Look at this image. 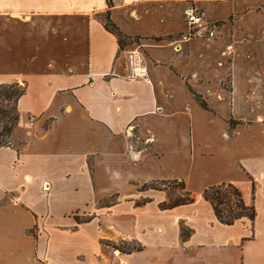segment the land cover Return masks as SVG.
Segmentation results:
<instances>
[{
    "label": "crops",
    "instance_id": "obj_1",
    "mask_svg": "<svg viewBox=\"0 0 264 264\" xmlns=\"http://www.w3.org/2000/svg\"><path fill=\"white\" fill-rule=\"evenodd\" d=\"M188 2L213 37H183ZM138 45L145 77L127 58ZM12 82L24 89L18 142L0 146V264H264V0H0ZM154 179L194 200L160 207L166 190L140 188ZM221 182L253 221H218L201 192Z\"/></svg>",
    "mask_w": 264,
    "mask_h": 264
},
{
    "label": "trees",
    "instance_id": "obj_2",
    "mask_svg": "<svg viewBox=\"0 0 264 264\" xmlns=\"http://www.w3.org/2000/svg\"><path fill=\"white\" fill-rule=\"evenodd\" d=\"M108 6L111 5V0H107ZM104 26L107 30L114 33L120 46L123 42H126L127 37L122 34L118 27L109 19L108 11L105 14ZM24 87L19 85L17 82L12 83H0V146L10 145L8 140L12 130L17 125L18 122V111L16 108V101L18 97L22 94ZM191 89V88H190ZM192 90V89H191ZM196 100L202 106H206V103L201 98L199 94L192 90ZM14 101L13 108L6 107L3 105V101L9 103ZM230 123H234L233 120ZM171 185H178L183 191V194L176 195L169 191ZM141 189L145 188H155L162 189L168 192V197L166 200L160 202V207L170 208L179 204H185L192 202L194 200V194L185 188V184L181 180L176 179H154L144 182ZM201 196L209 201L212 206L213 212L221 223L232 224L236 219L247 217L250 221H253L255 216V209L253 204H246L242 198L240 190L230 182H221L218 184H211L203 188ZM145 199L136 201V203H143ZM76 220L80 219L76 216ZM190 234V229L184 225L180 226V238L185 239ZM105 245L118 249L120 252H133L138 251L142 248V245L137 242L134 247L123 248L120 243L103 240ZM124 242V241H121Z\"/></svg>",
    "mask_w": 264,
    "mask_h": 264
},
{
    "label": "built area",
    "instance_id": "obj_3",
    "mask_svg": "<svg viewBox=\"0 0 264 264\" xmlns=\"http://www.w3.org/2000/svg\"><path fill=\"white\" fill-rule=\"evenodd\" d=\"M182 14L188 27V30L183 37L202 36L211 38L214 36L216 25L205 20L204 12L200 8L193 5L191 2H188L184 7ZM127 58L131 68V75L145 77V56L141 47L139 45L135 46L128 53Z\"/></svg>",
    "mask_w": 264,
    "mask_h": 264
},
{
    "label": "rangeland",
    "instance_id": "obj_4",
    "mask_svg": "<svg viewBox=\"0 0 264 264\" xmlns=\"http://www.w3.org/2000/svg\"><path fill=\"white\" fill-rule=\"evenodd\" d=\"M19 85H21L20 83H18ZM3 105H6V107H11L13 108L14 106V101H10L9 103L6 104L5 101H3L2 103ZM9 141L13 142V143H16L18 142L17 140L14 141L12 140V138L9 136L8 138ZM169 191L172 193V194H176V195H181L183 194V191L179 188L178 185H171V187L169 188ZM114 199L113 197H109V198H105L103 202H107L109 200H112ZM78 218L79 217H82L83 219H86V217L88 216V214H82L81 216L80 215H76ZM121 241H124V242H121ZM114 242H118L120 243L121 247L123 248H128V247H135L137 245V241L136 240H119V241H114ZM118 250V249H117Z\"/></svg>",
    "mask_w": 264,
    "mask_h": 264
}]
</instances>
